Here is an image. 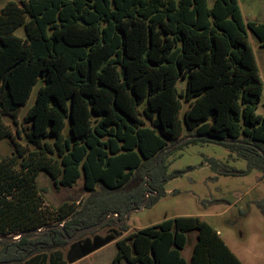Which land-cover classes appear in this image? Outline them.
<instances>
[{"label":"trees","instance_id":"1","mask_svg":"<svg viewBox=\"0 0 264 264\" xmlns=\"http://www.w3.org/2000/svg\"><path fill=\"white\" fill-rule=\"evenodd\" d=\"M21 27L24 37L15 34ZM248 31L264 47V23L246 22L238 0H216L212 7L208 0H22L1 6L0 142L24 133L26 144L15 142L11 155L0 156V236H21L0 241V264H23L62 247L66 261L50 264H73L114 241L113 264H244L197 216L132 232L111 219L102 229L116 227L104 236L84 234L73 243L62 230L74 236L112 213L121 222L149 190L158 193L149 203L158 200L174 178L166 158L191 143L224 146L248 162L246 172H264V116L256 113L264 83ZM38 83L22 121L26 128L19 129L18 113ZM41 172L65 187L83 177L91 194L85 207L64 202L51 213L38 185ZM258 206L264 215V204ZM191 235L186 260L182 251Z\"/></svg>","mask_w":264,"mask_h":264},{"label":"rangeland","instance_id":"2","mask_svg":"<svg viewBox=\"0 0 264 264\" xmlns=\"http://www.w3.org/2000/svg\"><path fill=\"white\" fill-rule=\"evenodd\" d=\"M8 1L20 3L22 0H0V7ZM215 1L208 0V5L212 7ZM238 1L246 22L264 23V0ZM15 34L24 37L25 29L21 27ZM248 35L264 83V47L252 32L248 31ZM40 86L41 83H38L34 87L27 104L18 113L19 129L26 128V124L22 121L30 107L34 105ZM186 108L187 103L183 100L181 117ZM256 113L264 116V88ZM6 123L15 134L16 126L13 122L6 119ZM68 129L69 122L65 131ZM181 141L169 150L178 148L187 140L185 139L183 143ZM15 142L25 145L24 133ZM15 142L10 139L1 141L0 156L11 155L16 149ZM165 164L168 165V175L174 178L165 183L163 196L149 203L151 194L148 200L141 202V204L147 202L144 209L134 210L131 213L126 222L130 232L158 224L165 219L197 216L221 232L227 245L244 264H264V215L258 206L260 203L264 204V172L257 169L246 172L249 168L245 159L229 148L214 143L200 142L185 145L167 157ZM226 168L235 169L236 172L228 175L221 174ZM38 185L42 189L45 206L51 213L57 212L64 202L74 204L80 211L91 195L84 189L83 177L73 187H65L56 184L54 179L41 172ZM135 185L130 188H136ZM123 197L125 195H117L114 199L120 201L125 199ZM97 201L102 203L105 199L98 198ZM94 211L95 208L88 205L86 213L92 214ZM115 227L113 225L95 232L104 236ZM194 240V236H191L182 251L186 260H190ZM1 248L0 244V250ZM66 252L67 247L52 249L37 254L23 264H50L53 261H66ZM117 253L118 247L114 241L73 264H113ZM120 264L129 263L123 259Z\"/></svg>","mask_w":264,"mask_h":264},{"label":"water","instance_id":"3","mask_svg":"<svg viewBox=\"0 0 264 264\" xmlns=\"http://www.w3.org/2000/svg\"><path fill=\"white\" fill-rule=\"evenodd\" d=\"M186 140H188V138H185ZM184 139V140H185ZM184 140L181 141V143L184 142ZM260 153L262 155H264V152L263 151H260ZM154 196L158 195L157 192L155 193H152ZM151 193L150 191H147L146 192V199L148 200L149 197H150ZM147 202H144L143 204H141L138 208L136 209H132L130 210L124 217V219L120 222L119 219H120V214L119 213H112L110 215H108L105 219H103L101 222L97 223V224H94V225H91L89 227H85L83 229H81L80 231H78L74 236H69L65 230L63 229V225H60L58 226V228H61L63 229V233H64V236L67 240V242L69 243H73L77 240H79L84 234H89V233H94L95 231L101 229L103 226H105L111 219H115L119 225L123 226L126 224V222L128 221L131 213L134 211V210H142L144 209L145 205H146ZM33 233H40L42 231H32ZM21 236H18V237H14V238H11V237H2L0 236V241H3V242H11V241H15V240H18ZM154 257V255H152Z\"/></svg>","mask_w":264,"mask_h":264},{"label":"crops","instance_id":"4","mask_svg":"<svg viewBox=\"0 0 264 264\" xmlns=\"http://www.w3.org/2000/svg\"><path fill=\"white\" fill-rule=\"evenodd\" d=\"M218 231V230H217ZM218 234L222 237V234H221V232H219L218 231ZM192 236V235H191ZM223 238V237H222ZM225 241V240H224ZM194 242H195V240H194ZM194 242H193V244H194ZM227 244V243H226ZM192 248H193V246H192ZM230 248V247H229ZM233 251V250H232ZM192 254V253H191ZM237 255V254H236ZM239 258V257H238ZM240 259V258H239ZM241 260V259H240ZM242 261V260H241ZM243 262V261H242ZM244 263V262H243Z\"/></svg>","mask_w":264,"mask_h":264},{"label":"flooded vegetation","instance_id":"5","mask_svg":"<svg viewBox=\"0 0 264 264\" xmlns=\"http://www.w3.org/2000/svg\"><path fill=\"white\" fill-rule=\"evenodd\" d=\"M149 191H150V190H149ZM150 193L152 194V193H154V192L150 191Z\"/></svg>","mask_w":264,"mask_h":264},{"label":"built area","instance_id":"6","mask_svg":"<svg viewBox=\"0 0 264 264\" xmlns=\"http://www.w3.org/2000/svg\"><path fill=\"white\" fill-rule=\"evenodd\" d=\"M62 225V224H61Z\"/></svg>","mask_w":264,"mask_h":264}]
</instances>
